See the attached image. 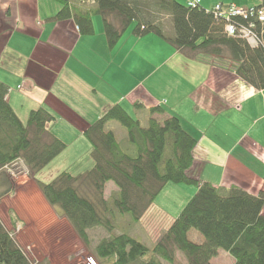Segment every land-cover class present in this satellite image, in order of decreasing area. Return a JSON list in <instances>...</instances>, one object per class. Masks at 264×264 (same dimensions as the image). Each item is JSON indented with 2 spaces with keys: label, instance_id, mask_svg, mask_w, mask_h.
<instances>
[{
  "label": "crops",
  "instance_id": "crops-1",
  "mask_svg": "<svg viewBox=\"0 0 264 264\" xmlns=\"http://www.w3.org/2000/svg\"><path fill=\"white\" fill-rule=\"evenodd\" d=\"M260 1L199 0V6L210 9L215 3H234L244 7ZM59 9L55 0H0V80L9 86L5 99L23 124L35 108L48 109L54 119L46 129L65 143L39 172L41 179L49 181L61 170L80 175L90 169L92 144L85 129L113 104L127 110L138 103L135 107L143 108L145 116L152 105H161L165 113L154 114L156 118L175 114L196 139L192 176L216 187H242L251 194L264 190V89L241 79L230 59L192 56L164 45L167 42L153 33L138 37L124 33L110 49L103 24L102 28L94 25L93 35H82L72 19L53 18ZM109 184L112 196L117 188L107 182L105 189ZM176 185L186 190L178 208L173 201H157L166 195L159 192L137 220L139 229L149 235L154 213L165 216L151 230L153 242L196 191L193 185ZM24 186L8 189L0 201L9 199V211L16 218L13 222L7 214L10 226L25 230L22 239L30 248L37 249L39 243L38 253L49 257L73 236L79 239L67 218L47 203L35 179ZM110 197L105 192V198ZM88 232L92 240L108 236L99 227ZM193 239L201 240L197 234Z\"/></svg>",
  "mask_w": 264,
  "mask_h": 264
},
{
  "label": "trees",
  "instance_id": "trees-1",
  "mask_svg": "<svg viewBox=\"0 0 264 264\" xmlns=\"http://www.w3.org/2000/svg\"><path fill=\"white\" fill-rule=\"evenodd\" d=\"M60 9L55 20L72 19L82 35H93L95 15L101 17L106 43L112 49L127 28L135 37L153 33L177 50L192 56L207 54L228 58L235 73L255 89H264V28L256 19L260 34L256 46L237 34L229 35L225 21L202 6L189 7L177 0H55ZM93 1V3H91ZM264 8V0L255 4ZM171 19L172 35L165 34L156 16ZM247 22L246 20L244 21ZM243 22V23H244ZM8 84L0 80V172L19 162L33 174L47 203L65 216L77 236L90 245L88 230L100 227L108 236L93 245L94 256L103 264H213L218 250L230 255L232 264H264V190L256 194L242 187H216L190 174L196 139L161 105L148 109V120L138 118L113 104L99 119L90 123L84 134L92 144L94 164L80 175L61 170L49 181L39 172L55 158L65 143L46 129L54 116L43 107L32 110L23 124L5 97ZM135 106L140 104L134 103ZM116 121L126 130L121 143L113 130ZM107 182L117 190L105 198ZM193 185L196 191L180 209L169 228L147 245L127 232L116 231L117 216L128 214L137 221L167 183ZM13 222L16 218L10 213ZM194 229L201 240H190ZM0 218V264H31L25 252ZM150 252L152 255L146 258ZM177 254L182 255L177 263Z\"/></svg>",
  "mask_w": 264,
  "mask_h": 264
},
{
  "label": "rangeland",
  "instance_id": "rangeland-1",
  "mask_svg": "<svg viewBox=\"0 0 264 264\" xmlns=\"http://www.w3.org/2000/svg\"><path fill=\"white\" fill-rule=\"evenodd\" d=\"M90 1L85 0V3H81V5L85 6H91L92 4L89 3ZM242 7V6H241ZM157 22L158 24L160 23V25L162 26V30H164L165 34L167 35H172L173 34V29H172V22L171 19L168 15L166 14H159L156 16ZM92 21L94 22V25H97L98 28H102V22H101V17L99 15H95L92 18ZM136 24V22H133L126 30V33H131L130 29ZM165 43V42H164ZM164 45L168 46L170 45L169 43H165ZM146 72V70H145ZM127 112L129 113L130 116L136 117L140 120L141 125H145L147 123V120L149 118V114L147 113V116H145V110L142 108H137L135 106H131V107H127ZM156 114V113H155ZM154 115V114H153ZM155 117V115H154ZM107 128H109L110 130L112 129L116 138L121 142V143H126L127 138H126V130L124 127L120 126L118 124V122L116 121H110L107 124ZM12 168L10 170H6V171H1L0 172V176L2 177L0 180V198L1 195H3V193L7 192L8 189H20V188H24V184L26 183V181H28L29 179L33 178V174H31L30 172L27 173H17V175L15 174V172H17L16 168ZM11 170L15 171V172H11ZM18 170H22L18 169ZM22 172V171H20ZM40 174V173H38ZM41 175V174H40ZM39 176V175H38ZM52 179V178H51ZM113 188V186L111 184H109V186L105 189V192L107 193V195H109V197L111 196V194H113V191L111 190ZM161 193L166 192V195H162L157 201H159L160 203L163 204V202H169L172 204L177 203V208L178 206L182 203V198L184 197V195L186 194V190H180L178 189V186L174 183H167L162 189H161ZM6 199V198H5ZM188 201V200H187ZM184 204V203H183ZM184 206V205H183ZM182 206V207H183ZM181 207V208H182ZM10 208V204H9V199H7V201L3 200L0 201V218L2 220V222L4 223V226L9 230H14L13 231V236L14 239L17 241L19 247H21V249L24 250L28 260H30L31 264H87V259L89 257H93V259L95 260V262H97L98 264H103L101 263L97 257L94 256V253L92 251L93 245L95 244L96 238L99 239L98 236H95V239L91 242L90 245H86L85 243H83V241L74 237L73 235L76 234V232H74L73 230V240H68L67 243L63 244V247L60 249H55L50 253V256L47 257L44 255V252H41L43 255L41 256L38 251H41V245L38 243H36L37 249L34 248H30L31 244L30 243H26L23 239H22V234L25 235V230L22 228H20V226H15L14 229L11 228L10 223H9V219L7 218V214L8 216L10 215V213L12 214L11 211H9ZM180 208V209H181ZM8 211V212H7ZM21 214L25 213L24 210L20 211ZM18 215H19V211H18ZM12 216H14L12 214ZM162 217H165L163 214H158V213H154V216L152 217V222H151V230L153 229V227H155L156 224H158V221L160 219H162ZM115 230L116 231H121V232H127V233H132L134 234L133 236L138 239L139 241L147 244V245H151V241L153 238V232L150 230L148 231L147 235L146 233L143 232L141 228V223L137 222V221H133L130 217V215L125 214V215H120L117 216L115 219ZM23 225V224H22ZM21 225V226H22ZM25 228V227H24ZM71 228V227H70ZM100 228V227H99ZM74 229V228H73ZM58 230V229H57ZM56 230V232H57ZM21 232V235L19 233V235H17V232ZM190 235H189V239L190 240H194V235L197 234L199 235V233L197 231H195L194 229H190ZM129 233V234H130ZM77 235V234H76ZM52 237V236H50ZM53 238H55L53 236ZM50 238H46V240H49ZM56 239V238H55ZM55 239H53V241H55ZM52 240V239H51ZM50 241V240H49ZM50 245L52 244L51 242H48ZM43 245V244H42ZM54 249V248H53ZM37 250V251H36ZM45 250V249H44ZM79 250V252H77ZM219 253L213 258L214 264H231L230 261V255L227 253V251L225 250H218ZM46 252V251H45ZM152 254L150 252H148V255L146 256V258H149V256H151ZM182 259V255L177 254V263H180V260Z\"/></svg>",
  "mask_w": 264,
  "mask_h": 264
},
{
  "label": "built area",
  "instance_id": "built-area-1",
  "mask_svg": "<svg viewBox=\"0 0 264 264\" xmlns=\"http://www.w3.org/2000/svg\"><path fill=\"white\" fill-rule=\"evenodd\" d=\"M93 3V1L91 2ZM187 6H197L199 5V0H188L186 3ZM211 14L216 16L218 19L225 21V30L229 35L237 34L240 37L246 38L251 46H256L260 39V34L256 32L254 20L258 21L260 25L264 28V8L252 6H238L234 3H215L212 5V8L209 9ZM247 21L246 23L244 21ZM244 22V23H243ZM7 170L12 168H18L22 170H18L15 172L14 170L11 172L17 173H27L28 169L24 167V165L19 162L9 164L6 166ZM22 171V172H20ZM87 264H98L95 262L93 257H89L87 259Z\"/></svg>",
  "mask_w": 264,
  "mask_h": 264
}]
</instances>
